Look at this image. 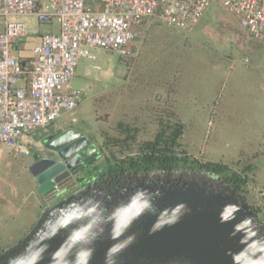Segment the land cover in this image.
Instances as JSON below:
<instances>
[{
  "label": "rangeland",
  "instance_id": "374dc122",
  "mask_svg": "<svg viewBox=\"0 0 264 264\" xmlns=\"http://www.w3.org/2000/svg\"><path fill=\"white\" fill-rule=\"evenodd\" d=\"M23 21L26 36L19 39L17 54L28 57L39 36L57 32V25L38 23L33 16ZM135 52L134 59L124 61L113 52L84 47L71 81L83 100L62 112L54 129H73L98 147L106 133H118L119 123L149 140L159 118L178 120L188 155L245 173L246 202L264 224L259 195L264 192V42L252 39L213 0L198 22L185 28L152 18ZM38 132L26 157L0 147V253L27 239L46 212L78 198L103 171L99 162L44 193L29 172L44 150Z\"/></svg>",
  "mask_w": 264,
  "mask_h": 264
},
{
  "label": "water",
  "instance_id": "95a60500",
  "mask_svg": "<svg viewBox=\"0 0 264 264\" xmlns=\"http://www.w3.org/2000/svg\"><path fill=\"white\" fill-rule=\"evenodd\" d=\"M55 142L46 149L57 152L67 173L43 179L45 172L33 170L43 160L34 164L30 173L43 192L46 181L51 192L96 152L75 131ZM3 264H264V227L243 197L226 190L148 185L90 196L61 210Z\"/></svg>",
  "mask_w": 264,
  "mask_h": 264
},
{
  "label": "built area",
  "instance_id": "2783aa9c",
  "mask_svg": "<svg viewBox=\"0 0 264 264\" xmlns=\"http://www.w3.org/2000/svg\"><path fill=\"white\" fill-rule=\"evenodd\" d=\"M254 40L264 42V0H219ZM213 0H0V147L30 154L32 136L83 100L71 88L81 50L99 48L135 58L147 23L185 28ZM57 25L39 36L23 64L17 54L26 36L24 18ZM18 49H21L19 47ZM264 198V192L259 193Z\"/></svg>",
  "mask_w": 264,
  "mask_h": 264
},
{
  "label": "trees",
  "instance_id": "16d2710c",
  "mask_svg": "<svg viewBox=\"0 0 264 264\" xmlns=\"http://www.w3.org/2000/svg\"><path fill=\"white\" fill-rule=\"evenodd\" d=\"M20 58L25 64L27 56ZM157 124L158 129L149 140L138 139L137 129L123 123L118 124V133L115 136L106 133L104 141L98 146L100 162L103 163L101 180L126 176H160L168 181H176L169 182V186H209L214 190H226L246 201L244 194L247 177L244 172L231 170L222 164L202 162L188 155L180 142L183 125L178 120L173 119L170 122L159 118ZM250 208L258 221L257 210ZM258 223L264 227V224ZM37 231L36 228L11 251L1 252L0 257L13 258L35 237Z\"/></svg>",
  "mask_w": 264,
  "mask_h": 264
},
{
  "label": "flooded vegetation",
  "instance_id": "af4514ba",
  "mask_svg": "<svg viewBox=\"0 0 264 264\" xmlns=\"http://www.w3.org/2000/svg\"><path fill=\"white\" fill-rule=\"evenodd\" d=\"M54 125H50L45 129L39 130L38 133L43 136L41 143L43 145V154L39 157H36L32 160V162L29 165V172L30 168L38 163L40 160H43L42 163L38 164L33 168L35 172H41L40 174H45L42 176L43 179L48 178L53 175L54 178H61L62 176L66 175V171H62L61 169L63 168L62 165H59L60 159L58 157L57 152L50 151L46 149V146L49 145L51 147L58 146L55 142L56 138L61 135L62 133H65L67 131H74L73 129H67L63 132H58V130L54 129ZM82 135V134H81ZM71 138V137H70ZM90 145H94L89 141ZM95 146V145H94ZM96 147V152L90 156L87 157L86 160H82V162L78 163L76 167L73 168V170L70 171L69 177L71 175H76L81 169H87L92 167L93 165L99 163L100 156H99V150L98 147ZM54 162V163H52ZM61 170V171H60ZM60 171V172H59ZM31 174V173H30ZM32 176V175H31ZM34 180L36 181V177L32 176ZM68 177V178H69ZM65 180L61 181L56 187H59ZM169 182H176L175 180H170L168 181L165 177H160V176H130V177H116V178H105L101 180V175L99 174L96 178H94V181L90 183L87 188L72 202H70L67 205H64L63 207H60V209L55 210L53 212H46L39 225L37 226V230L42 228L44 224L51 220L56 218V216L59 214V212L63 209L69 208L71 206H74L75 204L80 203L82 200H86L90 196H94L97 194H107L108 192H115L119 190H125V189H130V188H144L148 185H153V186H169ZM37 183V182H36ZM44 185H47L46 188L48 187L49 189H46L45 193L47 194L50 191V183L49 180L46 181ZM179 186V185H178ZM182 186V185H181ZM9 260L8 256H1L0 257V264H3Z\"/></svg>",
  "mask_w": 264,
  "mask_h": 264
},
{
  "label": "crops",
  "instance_id": "0c3cea01",
  "mask_svg": "<svg viewBox=\"0 0 264 264\" xmlns=\"http://www.w3.org/2000/svg\"><path fill=\"white\" fill-rule=\"evenodd\" d=\"M52 198L49 199V201H51Z\"/></svg>",
  "mask_w": 264,
  "mask_h": 264
}]
</instances>
